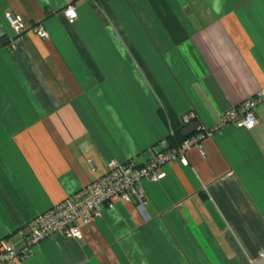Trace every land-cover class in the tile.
Instances as JSON below:
<instances>
[{"label":"crops","instance_id":"obj_1","mask_svg":"<svg viewBox=\"0 0 264 264\" xmlns=\"http://www.w3.org/2000/svg\"><path fill=\"white\" fill-rule=\"evenodd\" d=\"M69 2L0 0V239L21 249L31 219L110 160L147 163L190 111L202 147L18 264H264V102L252 127L220 124L264 86V0H72L71 23ZM7 12L48 37L12 42Z\"/></svg>","mask_w":264,"mask_h":264},{"label":"built area","instance_id":"obj_2","mask_svg":"<svg viewBox=\"0 0 264 264\" xmlns=\"http://www.w3.org/2000/svg\"><path fill=\"white\" fill-rule=\"evenodd\" d=\"M71 1L64 9V15L71 23L76 18V12ZM5 19L14 32L15 42L18 36L27 29L33 30L40 38L46 39L48 33L41 22L32 25L13 12L5 13ZM264 102V86L242 104L226 111L220 124H233L237 127L250 128L257 121L256 109ZM195 113L190 111L182 117V127L195 121ZM203 128L199 125L196 131ZM210 133V132H207ZM203 134L186 137L175 146L166 139L158 140L152 147L153 156L144 165H138L133 160L119 162L110 160L104 174L94 178L73 194L65 197L48 210L39 213L27 225L28 232L24 238V246L15 248L5 238L0 239V264H18L30 256L32 248L39 241L59 233L74 239L82 238L79 224L88 225L98 215L100 207L105 205L113 208L115 201L134 202L142 204L144 195L141 181L147 179L159 181L165 176L162 165L166 162L188 163L186 152L192 146L201 149Z\"/></svg>","mask_w":264,"mask_h":264},{"label":"water","instance_id":"obj_3","mask_svg":"<svg viewBox=\"0 0 264 264\" xmlns=\"http://www.w3.org/2000/svg\"><path fill=\"white\" fill-rule=\"evenodd\" d=\"M199 127V123L196 121L190 123L189 125L185 126L183 129H182V135L183 136H189L191 135L193 132H195Z\"/></svg>","mask_w":264,"mask_h":264},{"label":"trees","instance_id":"obj_4","mask_svg":"<svg viewBox=\"0 0 264 264\" xmlns=\"http://www.w3.org/2000/svg\"><path fill=\"white\" fill-rule=\"evenodd\" d=\"M3 42V40L2 41H0V43H2ZM4 44V43H3ZM180 130L181 129H178L177 131H175L174 132V135H169V136H171V139H170V145L171 146H175V145H177L178 143H180L183 139H185V137L184 136H181V133H180Z\"/></svg>","mask_w":264,"mask_h":264}]
</instances>
